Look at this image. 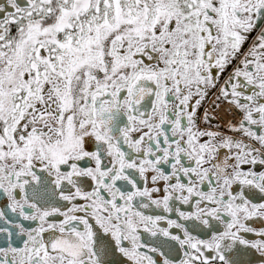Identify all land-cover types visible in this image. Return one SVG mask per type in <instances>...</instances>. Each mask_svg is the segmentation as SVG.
Masks as SVG:
<instances>
[{
	"label": "snow or ice",
	"instance_id": "1",
	"mask_svg": "<svg viewBox=\"0 0 264 264\" xmlns=\"http://www.w3.org/2000/svg\"><path fill=\"white\" fill-rule=\"evenodd\" d=\"M0 264H264V0H0Z\"/></svg>",
	"mask_w": 264,
	"mask_h": 264
}]
</instances>
